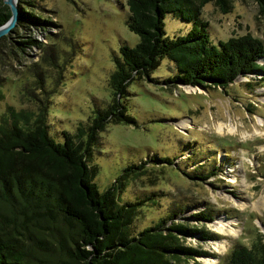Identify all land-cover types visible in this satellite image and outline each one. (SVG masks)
<instances>
[{"label": "rangeland", "instance_id": "374dc122", "mask_svg": "<svg viewBox=\"0 0 264 264\" xmlns=\"http://www.w3.org/2000/svg\"><path fill=\"white\" fill-rule=\"evenodd\" d=\"M24 1L29 12L53 25L28 26L39 46L19 56L12 55L19 51L12 43L2 44L0 115L9 106L17 111L34 107L25 89L36 93L35 74L40 72L45 88L54 81L51 90L57 92L48 109V133L63 143L64 133L76 134L97 110L112 104L114 57L122 45L134 47L139 38L127 28L126 0ZM198 4L190 0V10ZM226 11L211 1L198 12L214 45L247 34L264 43V13L254 0H227ZM192 26L165 15L170 38L186 35ZM258 64L264 67V58ZM175 75L174 65L163 59L150 76L152 82L128 85L121 102L135 126L108 124L98 134L88 164L97 168L94 183L100 193L116 187L124 169L146 164L144 175L130 178L116 192L121 205L141 203L134 231L172 218L166 227L181 225L190 231L185 237L172 234L179 235L181 246L196 251L193 257L179 256L174 264H224L238 246L251 247L259 240L264 245V125L257 123L264 120V73L240 77L225 89L164 85ZM184 122L188 127H182ZM220 124H231L236 133H220ZM10 219L5 225L13 234L21 232ZM220 222L237 232L223 235ZM23 224L26 235L12 236L28 263L74 264L65 237L75 235L73 224L60 216Z\"/></svg>", "mask_w": 264, "mask_h": 264}, {"label": "trees", "instance_id": "16d2710c", "mask_svg": "<svg viewBox=\"0 0 264 264\" xmlns=\"http://www.w3.org/2000/svg\"><path fill=\"white\" fill-rule=\"evenodd\" d=\"M197 1L198 6L190 10V0H126L127 28L139 40L134 47L122 45L119 57H114L115 70L110 76L113 102L106 109L97 110L76 134L64 133L63 143L55 142L48 133V109L57 92L51 90L55 88L53 79L49 90L45 88L40 72L34 73L36 93L25 89L34 107L17 111L9 106L0 115V264H30L15 248L17 241L12 235H26V219L40 223L53 221L56 216L75 226V235H65L74 264H174L179 256L196 254L179 244V235L172 234L185 237L190 231L181 225L166 227L172 218L135 232L133 224L141 203L117 202V190H122L130 178L144 175L146 164L124 169L114 183L116 187L100 193L94 183L97 168L88 162L98 134L108 124L135 126L121 99L132 81L152 82L150 76L163 59L176 70V75L164 85L225 89L240 77L257 71L264 73V67L258 64L264 58L261 40L247 34L214 45L207 32L208 24L197 19L199 10L211 1L226 13L227 0ZM254 1L264 13V0ZM24 3L18 0L15 28L0 38V50L3 43H12L19 50L12 52L16 56L26 48L39 46L28 26L53 25L51 20L29 12ZM166 14L192 22L193 26L186 35L170 38L164 30ZM9 18V8L0 0V27ZM2 81L0 77V99ZM199 217L203 219L204 215ZM9 218L11 224L16 222L23 228L22 233L13 234L5 225ZM224 264H264V245L259 240L251 247L238 246Z\"/></svg>", "mask_w": 264, "mask_h": 264}, {"label": "water", "instance_id": "95a60500", "mask_svg": "<svg viewBox=\"0 0 264 264\" xmlns=\"http://www.w3.org/2000/svg\"><path fill=\"white\" fill-rule=\"evenodd\" d=\"M3 4L9 8L10 18L0 27V38L7 36L15 28L19 18L18 2L16 0H3ZM197 87L199 86H196V88Z\"/></svg>", "mask_w": 264, "mask_h": 264}, {"label": "bare ground", "instance_id": "6f19581e", "mask_svg": "<svg viewBox=\"0 0 264 264\" xmlns=\"http://www.w3.org/2000/svg\"><path fill=\"white\" fill-rule=\"evenodd\" d=\"M17 2H18V0H16ZM257 123H258V125L259 126H262V125H264V120H261V119H257ZM184 125L182 126V127H188V123L187 122H184L183 123ZM190 127V126H189ZM223 129H225L228 133H230V134H234V133H236V130H235V128L230 124V125H228L226 128H224V126L223 125H221L220 124V126L218 125V131L221 133V132H223ZM221 223V222H220ZM223 223V222H222ZM221 223V226L220 227H218V228H220V232L223 234V235H232V234H234L235 232H237V231H234L233 229H230L229 227L230 226H228V224H226V223H224V224H222ZM227 228H229V230H227ZM218 231V230H217ZM229 232H231V233H229Z\"/></svg>", "mask_w": 264, "mask_h": 264}]
</instances>
